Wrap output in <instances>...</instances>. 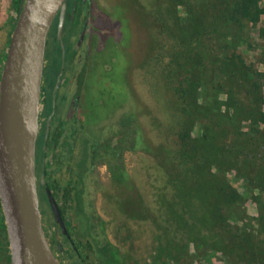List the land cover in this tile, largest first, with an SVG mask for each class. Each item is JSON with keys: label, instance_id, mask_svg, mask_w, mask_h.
I'll return each instance as SVG.
<instances>
[{"label": "rangeland", "instance_id": "1", "mask_svg": "<svg viewBox=\"0 0 264 264\" xmlns=\"http://www.w3.org/2000/svg\"><path fill=\"white\" fill-rule=\"evenodd\" d=\"M16 2L3 3L0 13V74L14 27L12 8ZM104 2L105 9L123 13L124 34L115 49L94 56L93 90L98 106L94 117L101 120L106 107L113 108L114 100L125 101L127 114L135 119L148 148L126 150L123 178H111L104 166L100 168V184L93 190L94 212L100 216L112 246L109 257L105 259L97 254L94 239L98 236L87 230L75 196L69 194L68 199L58 200L65 209L73 246L78 251L68 259L59 258L56 253L57 258L63 264H80L75 261L79 255L83 264H263L264 257L241 259L223 251L226 222H218L211 214L213 200L204 185L210 181V175H197L190 163L172 154L177 151V133L183 126V115L173 91L175 78L166 75L172 43L161 33L158 22H168L166 12L175 8V3L172 0ZM250 33L248 44L240 51L248 62L264 71V14ZM121 69L125 71L127 89L134 92L132 96L126 92L124 99L119 92ZM216 169L213 167L212 171ZM225 176L239 194V199L228 209V220L261 239L264 245V229L257 219L259 203L251 198L257 189L245 188L243 180L231 171H226ZM50 244L54 249V243ZM0 264H10L1 205Z\"/></svg>", "mask_w": 264, "mask_h": 264}, {"label": "trees", "instance_id": "2", "mask_svg": "<svg viewBox=\"0 0 264 264\" xmlns=\"http://www.w3.org/2000/svg\"><path fill=\"white\" fill-rule=\"evenodd\" d=\"M172 1L175 8L166 12L168 22H158L161 33L172 43L166 75L175 78L173 91L183 115L177 151L172 154L190 163L197 175H210L204 185L213 200L211 214L218 222H226L223 251L241 259H262V240L228 220V209L239 194L225 172L242 179L245 188L257 189L251 198L259 203L257 219L264 229V71L240 51L264 14V0ZM140 131L127 114L126 150L148 148ZM93 218L96 221L100 216L94 212ZM88 229L98 236L94 239L97 254L107 259L112 246L101 222H90ZM68 251L73 258V249ZM78 257L75 261L83 264L82 256ZM262 261L264 264V258Z\"/></svg>", "mask_w": 264, "mask_h": 264}, {"label": "flooded vegetation", "instance_id": "3", "mask_svg": "<svg viewBox=\"0 0 264 264\" xmlns=\"http://www.w3.org/2000/svg\"><path fill=\"white\" fill-rule=\"evenodd\" d=\"M6 1L0 0V13ZM16 1L12 8L15 17L13 26L22 0ZM104 1L66 0L61 38L58 37L60 8L46 36L35 155L36 177L42 202V224L49 243H54L55 248H51L62 259L70 257L69 249H73L74 255L77 250L66 223L65 209L58 198L68 199L69 194L75 196L89 231L90 222H101L93 218V190L100 184L101 166L111 178L120 179L125 174L128 112L125 101L118 99L116 103L114 100L113 108L108 110L106 107L101 120L94 117L95 107L98 108L93 90L94 56L99 57L115 49L124 34L123 13L105 9ZM120 71L119 92L124 99L126 92L131 96L134 92L126 87L124 69ZM41 175L44 184L40 182ZM46 188L61 212L65 232L53 217ZM92 231L93 227L90 228ZM89 240L92 241V238Z\"/></svg>", "mask_w": 264, "mask_h": 264}, {"label": "water", "instance_id": "4", "mask_svg": "<svg viewBox=\"0 0 264 264\" xmlns=\"http://www.w3.org/2000/svg\"><path fill=\"white\" fill-rule=\"evenodd\" d=\"M66 0H22L0 74V205L7 232L10 264H63L46 236L36 177V141L40 87L47 32L60 8L58 37ZM41 175L40 182L44 184ZM47 200L65 232L50 191ZM61 250V244L57 241Z\"/></svg>", "mask_w": 264, "mask_h": 264}]
</instances>
